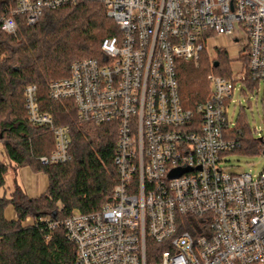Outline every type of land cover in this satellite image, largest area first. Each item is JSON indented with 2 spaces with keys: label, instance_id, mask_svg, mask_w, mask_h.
I'll return each mask as SVG.
<instances>
[{
  "label": "built area",
  "instance_id": "2783aa9c",
  "mask_svg": "<svg viewBox=\"0 0 264 264\" xmlns=\"http://www.w3.org/2000/svg\"><path fill=\"white\" fill-rule=\"evenodd\" d=\"M87 3L102 5L119 35L104 40L100 59L78 60L50 83L49 98L73 105L82 124L117 126L118 181L100 211L74 212L50 230L64 227L75 264H264V171L221 168L238 147L228 116L236 85L264 81V0H8L0 31L14 36L22 21ZM205 52L227 54L231 76H208L195 123L181 104L178 62L198 68ZM24 98L29 123L55 138L41 164L71 161L69 128L41 111L37 86Z\"/></svg>",
  "mask_w": 264,
  "mask_h": 264
},
{
  "label": "trees",
  "instance_id": "16d2710c",
  "mask_svg": "<svg viewBox=\"0 0 264 264\" xmlns=\"http://www.w3.org/2000/svg\"><path fill=\"white\" fill-rule=\"evenodd\" d=\"M7 2L0 0V5ZM116 35L117 26L96 3L47 12L34 26L22 21L14 36L0 31V143L12 163L0 160V191L6 187L10 168L15 172L28 166L49 178L47 194L39 199L29 198L17 184L9 196H0V264H75L76 247L69 243L64 227L52 231L49 223L63 221L74 212H98L113 201L118 181L117 126L80 123L73 105L50 100L49 85L69 78L76 61L100 59L102 43ZM206 62L202 65L201 58L196 69L178 62L181 104L193 112L195 123L198 105L210 95L209 74L231 76L227 54L218 52L213 63ZM259 84L246 83L252 92ZM30 85L38 88L41 111L52 115L57 126L70 130L71 161L66 164L43 166L40 162L55 150V138L48 128L29 123L24 92ZM231 135L238 147L224 156L264 154V139L254 138L248 119L240 117ZM10 205L17 215L13 222L4 216ZM28 219L33 224L24 227Z\"/></svg>",
  "mask_w": 264,
  "mask_h": 264
},
{
  "label": "rangeland",
  "instance_id": "374dc122",
  "mask_svg": "<svg viewBox=\"0 0 264 264\" xmlns=\"http://www.w3.org/2000/svg\"><path fill=\"white\" fill-rule=\"evenodd\" d=\"M220 45L226 47L231 53L239 50L238 47L232 46L226 39L219 41ZM207 53L202 54V65L213 63L214 59H208ZM194 66V65H193ZM196 69L197 67L194 66ZM214 75V73H211ZM209 74V75H211ZM228 116L230 122L236 123L240 117L246 118L249 121L251 130L254 133L255 139H264V81L260 82L257 88L252 92L245 84L238 83L234 92V101L228 108ZM264 150V149H263ZM221 168L228 173L241 175L252 174L257 177L264 171V154L253 157H247L240 154H229L222 156ZM0 160L12 165L8 157L4 153V147L0 143ZM14 173L10 168L9 174L6 178V187L0 191V196L7 194L13 190ZM33 224L32 219H28L23 226H30Z\"/></svg>",
  "mask_w": 264,
  "mask_h": 264
},
{
  "label": "crops",
  "instance_id": "0c3cea01",
  "mask_svg": "<svg viewBox=\"0 0 264 264\" xmlns=\"http://www.w3.org/2000/svg\"><path fill=\"white\" fill-rule=\"evenodd\" d=\"M13 173V185L15 186V184H17L20 186L29 198L39 199L43 195L47 194L49 188V178L43 172H35L32 168L26 166L15 172L13 171ZM4 216L8 222H13L17 219L13 206L10 205L6 208Z\"/></svg>",
  "mask_w": 264,
  "mask_h": 264
},
{
  "label": "water",
  "instance_id": "95a60500",
  "mask_svg": "<svg viewBox=\"0 0 264 264\" xmlns=\"http://www.w3.org/2000/svg\"><path fill=\"white\" fill-rule=\"evenodd\" d=\"M215 67H218V64H215Z\"/></svg>",
  "mask_w": 264,
  "mask_h": 264
}]
</instances>
